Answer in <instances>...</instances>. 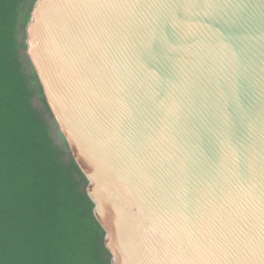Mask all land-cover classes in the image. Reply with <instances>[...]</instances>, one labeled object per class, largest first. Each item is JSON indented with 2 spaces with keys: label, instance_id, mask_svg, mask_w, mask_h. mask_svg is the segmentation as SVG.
I'll return each mask as SVG.
<instances>
[{
  "label": "water",
  "instance_id": "1",
  "mask_svg": "<svg viewBox=\"0 0 264 264\" xmlns=\"http://www.w3.org/2000/svg\"><path fill=\"white\" fill-rule=\"evenodd\" d=\"M26 54L112 264H264V0H38Z\"/></svg>",
  "mask_w": 264,
  "mask_h": 264
},
{
  "label": "trees",
  "instance_id": "2",
  "mask_svg": "<svg viewBox=\"0 0 264 264\" xmlns=\"http://www.w3.org/2000/svg\"><path fill=\"white\" fill-rule=\"evenodd\" d=\"M37 1L0 0V264H112L89 182L56 144L26 56Z\"/></svg>",
  "mask_w": 264,
  "mask_h": 264
},
{
  "label": "rangeland",
  "instance_id": "3",
  "mask_svg": "<svg viewBox=\"0 0 264 264\" xmlns=\"http://www.w3.org/2000/svg\"><path fill=\"white\" fill-rule=\"evenodd\" d=\"M27 40V39H26ZM27 56V54H26ZM28 58V57H27ZM29 60V59H28ZM35 106L37 109H39L42 113H44V109H43V106L41 105V103L36 100L35 102ZM45 119L48 121V123H50V125L52 126V135H53V138L56 142V144L60 147H63L64 146V143L66 142L65 138L63 137L62 133L60 132L54 118H50L46 113H45Z\"/></svg>",
  "mask_w": 264,
  "mask_h": 264
}]
</instances>
